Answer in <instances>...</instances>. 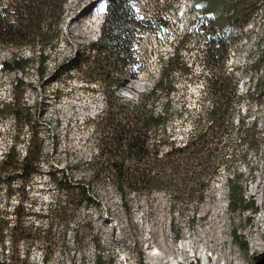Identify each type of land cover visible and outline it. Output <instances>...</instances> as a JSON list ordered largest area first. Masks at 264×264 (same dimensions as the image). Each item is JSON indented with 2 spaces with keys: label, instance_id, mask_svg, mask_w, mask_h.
Instances as JSON below:
<instances>
[{
  "label": "rangeland",
  "instance_id": "1",
  "mask_svg": "<svg viewBox=\"0 0 264 264\" xmlns=\"http://www.w3.org/2000/svg\"><path fill=\"white\" fill-rule=\"evenodd\" d=\"M106 4L107 0H66L59 41L49 50L51 55L44 80H40L37 73L39 51L30 52L29 48L22 52L32 57L25 71L0 73V98L7 102L12 100V82L22 79L28 83L25 101L32 113L33 128L24 125L18 151L25 154L34 131L44 144L40 171L33 176L22 179L0 170V263L14 253L24 256L28 251L30 264H43L45 244L40 241L30 244L23 239L13 243L15 212L20 207L25 214L24 222L33 223L42 231L48 230L50 223L53 225L52 233L56 236L52 237H56V241L49 264H96L100 254L107 264H141L142 260L149 264L150 256L160 249L150 248L143 240L153 221L159 219L164 221L177 250L168 264H214L216 261L224 264L217 253L207 249L197 258L193 255L184 258L181 254L185 237L202 227L201 217L207 209L223 217L227 242L241 255L240 263L264 264V248L252 249L253 236L249 233L252 220L261 210L262 196L260 192L255 193V189L259 181H264V0L253 9L242 31L228 35L212 27L217 23L223 26L221 0L209 4L201 0H134L139 14L168 17L170 23L161 32L147 31L137 40L131 50L130 63L113 65L110 74L119 76L122 81L111 87L91 81L90 75L77 67L81 60L87 64L93 55L92 46L102 34ZM204 7L208 17L204 22L206 29H201L204 24L199 25L197 20ZM191 30L193 33L188 35ZM208 43L217 54L213 72L232 82L239 91L236 109L230 116L233 124L225 156L239 152H245L246 156L237 157L228 171L223 170L204 190L205 199L199 203L197 198L187 194L175 197L164 190L132 192L123 198L110 181L95 180L85 165L96 153L93 119L106 110V100L113 94L125 101H138L166 72L168 85L175 87L170 99L174 110L170 130L181 143L187 137L191 126L187 110H198L201 105L210 104L207 80L212 71L208 73L204 61L208 58ZM178 47L179 53L174 54ZM174 55L176 58L171 60ZM10 59L11 51L0 49V63ZM168 65L176 68L166 71ZM165 101L167 98L162 97L159 106ZM239 118H245L243 128L237 122ZM254 120L257 126L251 129ZM18 129L13 117H0V160L12 140H16ZM247 130L256 133L261 143L252 147L244 141ZM79 162L86 163L78 166ZM64 173L74 185L90 187L88 197L72 210L74 219L67 228L64 214L48 215V208L60 194L57 182L64 181ZM230 177L238 189L245 191V204L253 198L257 210L251 208L242 213L230 209L233 206L229 195ZM179 199H190L189 204L174 208L171 202ZM235 234L241 237L238 242Z\"/></svg>",
  "mask_w": 264,
  "mask_h": 264
},
{
  "label": "trees",
  "instance_id": "2",
  "mask_svg": "<svg viewBox=\"0 0 264 264\" xmlns=\"http://www.w3.org/2000/svg\"><path fill=\"white\" fill-rule=\"evenodd\" d=\"M212 1L201 0L203 4ZM259 1L221 0L223 26L221 23L213 24L214 31L222 35L242 31ZM65 2L66 0H0V49H9L12 54V59L0 63V73L25 71L32 57H26L22 52L29 48L30 52L39 51L37 73L40 80H44L48 70L47 60L51 55L49 50L52 51L59 41ZM205 9L202 8V15L197 20L201 26L208 17ZM169 23L168 17L149 15L146 12L139 14L134 0H107L102 34L92 46L93 55H90L87 64L81 60L77 67L81 72L88 73L91 81L104 83L106 87L117 86L122 80L119 76L110 74L113 65L130 63L135 42L147 31L156 34L161 32ZM201 29H206L205 24ZM192 33L191 30L188 35ZM179 50V47L176 48L174 54H178ZM207 55L205 67L208 68V73L212 71L207 80L210 104L201 105L198 110H187L191 126L182 143L170 130L169 124L174 112L170 99L175 87L168 85L164 72L149 91L140 95L138 101H125L114 94L107 98L106 110L93 119L96 153L87 163L79 162L78 166L86 163V169H89L95 180L110 181L123 198H127L132 192L153 193L164 190L175 197L187 194L191 198H197L196 202H202L205 199L204 190H207L211 182L223 170L228 171L237 157L246 156L245 152L225 156L233 124L230 116L236 109L235 101L239 91L232 82L219 78L213 72L216 67L213 61L217 54L211 43L207 45ZM175 68L176 66L168 65L166 71ZM27 85L22 79H16L12 82V100L7 102L0 98V117H13L19 127L16 140H12L10 148L0 160V170L19 175L22 179L40 171L44 154L43 140L34 130L25 154L18 151V139L24 125L33 128L30 120L32 113L25 101ZM162 97H166L167 101L159 106ZM237 122L243 128L246 121L245 118H239ZM256 126L257 121L254 120L251 129ZM256 137V133L247 130L243 140L255 147L261 143ZM64 176V181L57 182L60 194L48 208V215L64 214V226L67 228L74 219L72 210L88 197L90 187L74 185L68 174L64 173ZM229 191L230 204L233 205L230 209L233 212L241 210L243 213L251 208L252 211L257 210L255 199L252 198L249 204H245V191L241 187L238 189L231 177ZM189 200L179 199L171 203L177 208L188 205ZM23 212L20 207L16 208V222L12 228L13 243L16 244L21 239L30 244L42 242L46 245L42 263L49 264L56 241V237H52L56 236L52 233L53 225L50 223L48 230L42 231L39 226L24 222ZM234 238L237 242V239H241L237 235ZM30 254L28 251L24 256L20 252L14 253L0 264H30ZM96 264H107L101 254ZM141 264H144L143 260Z\"/></svg>",
  "mask_w": 264,
  "mask_h": 264
},
{
  "label": "bare ground",
  "instance_id": "3",
  "mask_svg": "<svg viewBox=\"0 0 264 264\" xmlns=\"http://www.w3.org/2000/svg\"><path fill=\"white\" fill-rule=\"evenodd\" d=\"M90 16L86 19L90 18ZM259 192L262 196L260 214H258L256 219L252 220V225L249 228V233L253 236L252 249L264 248V181L262 180L257 183V188L255 189V193ZM201 219L203 220L202 227L194 229L189 236L185 237L186 244L181 249L182 256L184 258H188L190 255L196 258L201 257L203 256V250L207 249L217 253L219 260H222L224 264H243V262L240 263L241 255L227 242V228L223 217L219 213L212 214L211 210L207 209ZM143 241L150 248L157 247L160 249L159 253L150 256L149 264H168L169 258L177 252L162 219L153 221ZM138 244H141V242L138 241ZM207 260L210 262L209 256H207ZM214 264L221 263L216 261Z\"/></svg>",
  "mask_w": 264,
  "mask_h": 264
}]
</instances>
